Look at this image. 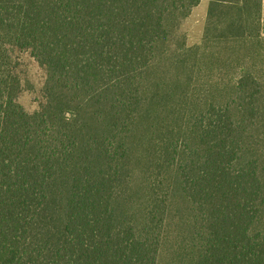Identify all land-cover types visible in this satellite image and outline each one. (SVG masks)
<instances>
[{
    "label": "trees",
    "instance_id": "16d2710c",
    "mask_svg": "<svg viewBox=\"0 0 264 264\" xmlns=\"http://www.w3.org/2000/svg\"><path fill=\"white\" fill-rule=\"evenodd\" d=\"M199 2L0 0V264H264L262 0H211L186 47Z\"/></svg>",
    "mask_w": 264,
    "mask_h": 264
},
{
    "label": "crops",
    "instance_id": "0c3cea01",
    "mask_svg": "<svg viewBox=\"0 0 264 264\" xmlns=\"http://www.w3.org/2000/svg\"><path fill=\"white\" fill-rule=\"evenodd\" d=\"M211 0H200L193 7L191 13L182 19L178 25L177 32L182 33L186 47H203L206 39L204 37L208 18V9ZM248 55L245 57L244 66L253 67L256 72L264 71V0H262L260 35L247 39ZM240 64V63H239ZM239 72V66L235 67Z\"/></svg>",
    "mask_w": 264,
    "mask_h": 264
},
{
    "label": "rangeland",
    "instance_id": "374dc122",
    "mask_svg": "<svg viewBox=\"0 0 264 264\" xmlns=\"http://www.w3.org/2000/svg\"><path fill=\"white\" fill-rule=\"evenodd\" d=\"M177 35L182 36V33ZM174 45L176 44L174 43ZM15 55L17 56L15 72L21 78V91L18 101L27 111L33 112L40 107L44 99L43 86L47 74L45 69L31 57L29 52L16 51Z\"/></svg>",
    "mask_w": 264,
    "mask_h": 264
}]
</instances>
